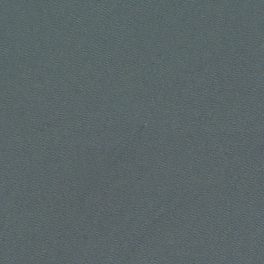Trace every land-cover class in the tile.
I'll return each instance as SVG.
<instances>
[{
    "label": "water",
    "instance_id": "obj_1",
    "mask_svg": "<svg viewBox=\"0 0 264 264\" xmlns=\"http://www.w3.org/2000/svg\"><path fill=\"white\" fill-rule=\"evenodd\" d=\"M0 264H264V0H0Z\"/></svg>",
    "mask_w": 264,
    "mask_h": 264
}]
</instances>
